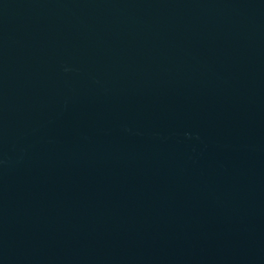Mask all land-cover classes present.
Segmentation results:
<instances>
[{"label": "water", "instance_id": "water-1", "mask_svg": "<svg viewBox=\"0 0 264 264\" xmlns=\"http://www.w3.org/2000/svg\"><path fill=\"white\" fill-rule=\"evenodd\" d=\"M0 264H264V0H0Z\"/></svg>", "mask_w": 264, "mask_h": 264}]
</instances>
